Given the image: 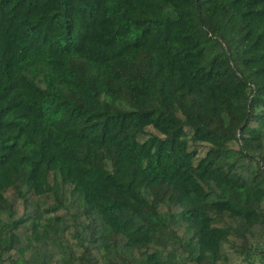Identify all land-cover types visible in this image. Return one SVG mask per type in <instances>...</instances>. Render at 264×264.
<instances>
[{
  "label": "trees",
  "instance_id": "1",
  "mask_svg": "<svg viewBox=\"0 0 264 264\" xmlns=\"http://www.w3.org/2000/svg\"><path fill=\"white\" fill-rule=\"evenodd\" d=\"M0 264H264V0H0Z\"/></svg>",
  "mask_w": 264,
  "mask_h": 264
}]
</instances>
